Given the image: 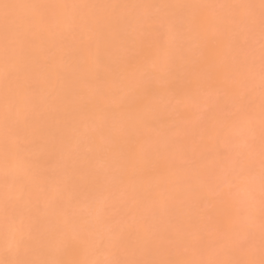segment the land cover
<instances>
[{
    "label": "bare ground",
    "instance_id": "bare-ground-1",
    "mask_svg": "<svg viewBox=\"0 0 264 264\" xmlns=\"http://www.w3.org/2000/svg\"><path fill=\"white\" fill-rule=\"evenodd\" d=\"M0 264H264V2L0 0Z\"/></svg>",
    "mask_w": 264,
    "mask_h": 264
},
{
    "label": "snow or ice",
    "instance_id": "snow-or-ice-1",
    "mask_svg": "<svg viewBox=\"0 0 264 264\" xmlns=\"http://www.w3.org/2000/svg\"><path fill=\"white\" fill-rule=\"evenodd\" d=\"M262 2H264V0H262Z\"/></svg>",
    "mask_w": 264,
    "mask_h": 264
}]
</instances>
